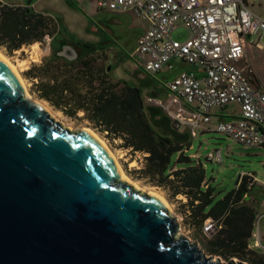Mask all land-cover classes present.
Masks as SVG:
<instances>
[{
    "label": "water",
    "instance_id": "95a60500",
    "mask_svg": "<svg viewBox=\"0 0 264 264\" xmlns=\"http://www.w3.org/2000/svg\"><path fill=\"white\" fill-rule=\"evenodd\" d=\"M64 47L58 55L77 56ZM179 226L159 197L119 178L88 131L31 101L0 59V264H244L175 237Z\"/></svg>",
    "mask_w": 264,
    "mask_h": 264
},
{
    "label": "trees",
    "instance_id": "16d2710c",
    "mask_svg": "<svg viewBox=\"0 0 264 264\" xmlns=\"http://www.w3.org/2000/svg\"><path fill=\"white\" fill-rule=\"evenodd\" d=\"M57 30L52 16L0 1V47L7 53L42 43L45 35L55 37ZM86 47L89 50H81L72 59L51 53L25 71L34 80L38 97L69 117L87 121L105 138L121 140L122 148L141 152V167L130 174L160 188L169 198L184 199H177L183 222L201 249L226 260L264 264V253L249 246L256 219L254 207L245 199L251 176L239 175L234 187L218 196L203 163L186 153L187 140L160 134L140 103L139 88L111 75L109 49ZM207 219L215 226L211 233L203 231Z\"/></svg>",
    "mask_w": 264,
    "mask_h": 264
},
{
    "label": "built area",
    "instance_id": "2783aa9c",
    "mask_svg": "<svg viewBox=\"0 0 264 264\" xmlns=\"http://www.w3.org/2000/svg\"><path fill=\"white\" fill-rule=\"evenodd\" d=\"M98 9L132 11L148 24L136 40L141 71L154 75L171 69L173 61L198 65L201 76L181 71L163 85V96L150 95L147 102L166 117L170 129L195 136L208 130L213 108L235 103L236 120H219L217 132L247 147L264 144V90L254 87L236 63L244 56L246 35L264 32V18L251 12L244 0H85ZM177 22L184 23L189 36L172 38ZM45 35L43 41L49 40ZM206 158L221 162L219 150ZM207 219L203 231L211 233Z\"/></svg>",
    "mask_w": 264,
    "mask_h": 264
},
{
    "label": "rangeland",
    "instance_id": "374dc122",
    "mask_svg": "<svg viewBox=\"0 0 264 264\" xmlns=\"http://www.w3.org/2000/svg\"><path fill=\"white\" fill-rule=\"evenodd\" d=\"M247 8L254 14L260 15L264 18V0H244ZM84 6H86V11H90L89 2L81 1ZM92 3V2H91ZM75 18L71 19V15L67 16L61 24V32L67 33L70 35L71 32L80 30L74 28L71 22H76L81 24L85 22L86 18L80 14L73 13ZM129 17H135L139 20V17L133 13H129ZM69 31H71L69 33ZM190 32L187 26L182 22H177L173 31L172 38L175 40H184L189 36ZM65 35V34H64ZM85 38V36H84ZM257 37L253 36L252 40H256ZM264 38L261 36L260 41H263ZM66 41L77 42L73 37L59 36V39L50 37L47 41L42 43H34L31 45H24L19 50H15L12 53H7L3 48L0 47V53L4 55L9 62H11L18 74L20 75L27 92V96L31 101L39 102L44 105L49 112V116L56 122L60 124L62 128H68L71 131H78L84 128H90L109 148V150L115 156L117 162L122 168L124 174L126 175V180L129 184L133 185L141 193H150L157 192L167 203V208L170 215L176 217L180 226L175 234V237L185 236L191 242H196L191 236V231L188 229L187 225L183 222V217L180 213L182 210L179 206V200L183 199L181 196H177L172 199L169 198L164 191L155 186H151L148 183H145L143 179H137L130 174V171L136 168H140L143 162V154L141 152H131L129 149H124L120 146L121 140L114 139L109 140L104 137L103 134L96 132L90 127L87 121L82 120L78 117H69L62 113V111L55 109L48 102L39 98L34 90V80L27 77L25 71L33 64H39L44 57L50 55L51 53L57 54L60 45ZM85 44V41H80ZM82 47V50L85 46L78 45ZM91 46V45H89ZM253 58L257 63V68L264 71V52H257L253 54ZM141 57L135 52L132 45H127L122 50V54H114L111 62L108 63V68L110 73L115 78H121L125 81H128L131 84L136 85L139 88L140 97L143 102V106L148 112L149 115L155 117L156 110L154 108H149L150 104L147 102V98L150 95H159L163 96V85L171 80L174 75L178 74L183 70L179 67V63L173 61V68L171 70H163L155 73L154 75H147L143 73L140 69ZM185 65V64H184ZM262 66V67H260ZM189 67L188 64L183 66V68ZM195 69V65L192 66ZM175 75V76H176ZM264 78V74L261 75ZM151 123L155 126L157 125V118L150 117ZM209 131L201 132L198 131L197 135L189 136L182 129L175 131L177 136L184 137L187 142L190 144L188 148L185 149L186 153L189 155H194L199 158L203 163L204 168L206 169L207 177L210 178V183L214 187L215 191L218 193V196H223L226 192L230 191L237 180L239 175H242L247 172H252L253 175L258 179L264 177V147L263 146H254L247 147L238 142H235L232 138L226 136L223 133L217 132L215 130L214 122L209 124ZM164 134V135H163ZM167 133H162L163 136H166ZM169 134V133H168ZM219 150L221 154V162H215L214 160H208L206 158L208 152ZM184 201V199L182 200ZM259 226L264 230V217L260 221ZM198 247L201 249V246L196 242ZM206 255V251L201 249ZM213 258L218 256L212 255ZM220 261L227 262L229 259H222ZM237 260V259H234ZM246 264V263H244Z\"/></svg>",
    "mask_w": 264,
    "mask_h": 264
},
{
    "label": "crops",
    "instance_id": "0c3cea01",
    "mask_svg": "<svg viewBox=\"0 0 264 264\" xmlns=\"http://www.w3.org/2000/svg\"><path fill=\"white\" fill-rule=\"evenodd\" d=\"M3 3L15 4V5H27L32 7L34 10L43 12L47 15L52 16L58 26L57 33L54 38L59 39V36L73 37L77 42L85 41L86 45H91L92 48H108V54L110 56L109 63L114 54H122V50L127 45H132L134 50L136 46V40L138 36L147 27V20L139 17L137 20L135 17L130 18L129 13L132 11L116 12L98 9L93 3L85 0H31L27 4V0H0ZM81 1L89 2L90 11H86V6L81 3ZM73 13H77L86 18V21L78 23L71 22L74 28L80 30L71 32L67 35L65 32H61V24L64 19L71 15V19L75 18ZM136 15V14H135ZM65 34V35H64ZM85 36V38H84ZM256 36V40H252V37ZM264 38V32H256L253 34L246 35L245 45H244V56L240 59L236 65L244 75H246L253 86L264 90V78L261 76L264 74L257 67V63L253 58V54L257 52H264V40L260 41V37ZM179 63V67L183 70L192 72L196 76H201V68L195 65V69L189 65V67L183 68L186 63L176 60ZM185 64V65H184ZM262 67V66H260ZM264 67V66H263ZM173 68V67H172ZM171 68V69H172ZM109 69V68H108ZM141 69V68H140ZM171 69H162L171 70ZM174 76L176 74H173ZM121 79V78H120ZM132 83V82H130ZM165 94V89H161ZM149 108H154L157 112L155 117L158 123L155 124V129L160 133H167L166 136H171L175 134V131L170 129L164 114L157 108L149 106ZM146 110V109H145ZM148 114V112H147ZM149 115V114H148ZM239 116V109L235 103H229L223 109L213 108L210 112V121L206 125L208 131L210 130L209 124L216 123L219 120H236ZM169 133V134H168ZM164 135V134H163ZM264 147V146H263ZM248 176H251V182L249 184V191L246 194V202L252 205L256 212V219L253 227L252 236L249 240V246L257 252L264 253V230L259 226L260 221L264 217V177L258 179L252 172H247Z\"/></svg>",
    "mask_w": 264,
    "mask_h": 264
},
{
    "label": "bare ground",
    "instance_id": "6f19581e",
    "mask_svg": "<svg viewBox=\"0 0 264 264\" xmlns=\"http://www.w3.org/2000/svg\"><path fill=\"white\" fill-rule=\"evenodd\" d=\"M0 59H2L8 66L9 68L12 70V72L14 73V75L17 77L18 81L20 82L22 88H23V91L25 93V95H27V92H26V88H25V85L20 77V75L18 74L17 70L15 69L14 65L9 62V60L0 53ZM44 108H46L44 105H43ZM84 130L88 131L94 138H96L109 152V154L111 155L114 163L116 164L117 166V169H118V172H119V178L121 180H126V175L124 174L122 168L120 167L119 163L117 162L115 156L113 155V153L109 150V148L105 145V143L92 131L90 130L89 128H84ZM153 195H156L157 197H159L163 202L164 204L167 206V203L166 201L163 199L162 196H160L157 192H153L152 193Z\"/></svg>",
    "mask_w": 264,
    "mask_h": 264
},
{
    "label": "flooded vegetation",
    "instance_id": "af4514ba",
    "mask_svg": "<svg viewBox=\"0 0 264 264\" xmlns=\"http://www.w3.org/2000/svg\"><path fill=\"white\" fill-rule=\"evenodd\" d=\"M78 45L88 46V45L83 44V43H81V42H75V43H74V42L66 41V42H64V43H62V44L60 45L58 51H61V52L66 53V54H69V52H68L66 49H63V48H65L64 46H70V47H72V48L74 49V51H75V52L77 53V55H78V53L82 50V47H80V46H78ZM62 47H63V48H62ZM60 56H63V57H65V58H67V57L64 56V55H60Z\"/></svg>",
    "mask_w": 264,
    "mask_h": 264
}]
</instances>
